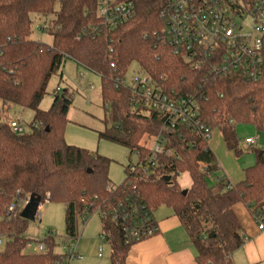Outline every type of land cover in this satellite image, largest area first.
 I'll return each instance as SVG.
<instances>
[{"label":"trees","instance_id":"obj_1","mask_svg":"<svg viewBox=\"0 0 264 264\" xmlns=\"http://www.w3.org/2000/svg\"><path fill=\"white\" fill-rule=\"evenodd\" d=\"M164 1L132 0V18L108 31L97 16L98 0H0V264H54L58 259L53 241L46 238L45 253H25L31 241L24 237L28 222L19 217L21 210L15 218H7L17 194L35 195L40 204H62L65 236L71 238L78 234L85 208L103 209L115 195L107 191L110 161L64 141L70 96L53 95L49 109H39L49 80L67 60L101 80L104 124H111L114 134L105 130L99 139L126 147L139 158L148 156L141 141L156 134L159 123L154 116L131 112L129 89L114 83L133 64L163 78L167 88L196 91L205 123L220 132L225 148L235 156L240 154L237 125L264 132V69L255 82L210 77L174 56L159 40ZM35 17L45 22L50 44L31 40ZM4 105L32 111L28 132H11ZM180 136L171 139L174 157L159 158L148 174L128 172V165L116 188H134L152 212L163 206L171 209L195 247L199 264H231L232 254L245 241L233 206L241 203L253 217L264 220V149L252 150L254 164L244 169L239 183L220 180L209 186L207 175L217 170V164L208 142L187 131ZM199 163L205 165L204 171ZM184 173L191 183L182 194L177 180ZM101 225L108 233L109 263L125 264L130 247L124 245L118 226L109 219L101 220Z\"/></svg>","mask_w":264,"mask_h":264},{"label":"built area","instance_id":"obj_2","mask_svg":"<svg viewBox=\"0 0 264 264\" xmlns=\"http://www.w3.org/2000/svg\"><path fill=\"white\" fill-rule=\"evenodd\" d=\"M133 13L132 0H98L97 16L103 28L108 31L124 25L132 18ZM160 19V42L174 56L184 59L193 68L202 69L210 77H237L249 82L260 80L264 69V0H254L248 4L243 0H165ZM110 67L114 69V64ZM79 79L85 80L83 73H80ZM160 80L163 78H154L141 68H137L131 78L124 75L114 80L115 85L129 89L131 112L154 116L159 123L156 134L149 138L144 136L151 142L149 146L142 143L148 156L143 159L134 153L137 161L135 165L129 166L128 172L131 173L148 174L158 164L159 158L174 157V151L170 147L171 139H182L180 135L184 131L196 134L208 142L215 129L205 123L196 91L180 93L163 86ZM58 92L56 89L53 95L59 94ZM9 107L4 105L2 109L7 112ZM8 125L14 134L28 132L18 121L10 120ZM37 126L38 124L32 125ZM256 138H245L243 144L253 146ZM199 169L204 171L205 165L199 163ZM207 177L211 178V175ZM116 187H107V191L115 195L103 209L97 208L90 212L85 208L79 221L84 225L93 214H97L101 220L109 219L118 226L123 243L128 247L154 237L159 228L153 212L141 201L134 188ZM28 197L23 198L18 194L15 196L14 202L7 208L9 220L22 210ZM254 218L258 229L264 230L263 218ZM35 220H38L37 215ZM54 238L53 233L46 236L47 240L53 241V247ZM98 238L108 245L106 230H102ZM80 241L79 232L73 238L65 236V250L63 254L55 253L58 259L54 264L82 261L83 257L78 253ZM1 243L0 240V245ZM26 248L32 249L35 254L46 251L43 240L36 244L28 243ZM103 255L104 247L100 246L97 258L102 259Z\"/></svg>","mask_w":264,"mask_h":264},{"label":"rangeland","instance_id":"obj_3","mask_svg":"<svg viewBox=\"0 0 264 264\" xmlns=\"http://www.w3.org/2000/svg\"><path fill=\"white\" fill-rule=\"evenodd\" d=\"M51 17L47 18V21ZM45 22L34 18L32 26L31 40L50 44L51 38L45 33ZM135 64L131 65L126 73L127 78H131L137 71ZM60 72L62 80L59 81ZM80 73H83L85 80L79 79ZM92 86V88H90ZM58 89L59 95L65 92L70 96L72 103L67 114V123L64 127V141L69 146L84 149L92 154L110 161L107 169V178L111 185H120L125 178V168L128 165H135L137 157L130 154L126 147L112 143L105 139H99L98 134L108 131L113 135L112 125L104 124L105 113L102 107L101 98V80L99 76L91 71L81 68L72 60H67L59 72H56L48 82L46 95L39 105V109L46 111L52 102L54 91ZM7 115L11 120L22 124L25 131H29L28 124L32 121L33 113L30 110H24L17 106H10ZM239 136L240 154L235 156L232 152L226 150L223 142L219 139V134L215 133L216 143L220 142L214 155L217 162H220V169L212 173L211 178L207 177L209 186L215 184L217 176L223 175L226 169L234 174L235 170L246 169L254 164L255 158L253 149H264V132L257 131L253 126L239 124L236 126ZM257 137L253 146L243 144L246 137ZM142 143L149 146L151 142L143 138ZM191 179L187 173L181 174L177 182L183 190L190 186ZM37 218L28 222L24 237L31 240L29 243L36 244L44 240L48 233L55 236L54 253L63 254L66 244L64 243L65 208L59 203L44 202L37 208ZM102 231L101 219L97 214L87 218L83 225L78 222V232L81 234V241L78 245V253L83 257L82 261H74L72 264H110V248L107 244L100 242L98 236ZM100 246L104 247L102 259L97 258V252ZM25 253L33 254L32 249H25Z\"/></svg>","mask_w":264,"mask_h":264},{"label":"crops","instance_id":"obj_4","mask_svg":"<svg viewBox=\"0 0 264 264\" xmlns=\"http://www.w3.org/2000/svg\"><path fill=\"white\" fill-rule=\"evenodd\" d=\"M215 133L219 134V139L222 140L220 132L214 129L213 135L208 141V148L213 155L214 150L220 144L219 140L216 143ZM237 137L239 139L238 134ZM232 154L234 155L233 152ZM216 164L217 170H219L220 162L218 163L216 160ZM243 171L244 169L239 172L235 170L233 174L226 169L223 175L216 177L215 181L224 180L229 185H235L243 179ZM232 211L242 227L245 241L232 254L231 264H264V230L258 229V223L245 205L237 203L233 206ZM153 217L159 232L154 237L131 246L126 254L125 264H199L196 260V249L189 241L173 211L164 206L159 207L153 212Z\"/></svg>","mask_w":264,"mask_h":264},{"label":"water","instance_id":"obj_5","mask_svg":"<svg viewBox=\"0 0 264 264\" xmlns=\"http://www.w3.org/2000/svg\"><path fill=\"white\" fill-rule=\"evenodd\" d=\"M185 193H186V190H183L182 194H185ZM39 204H40V198L35 195H30L28 197L26 204L22 208L19 217L27 222L34 221Z\"/></svg>","mask_w":264,"mask_h":264}]
</instances>
